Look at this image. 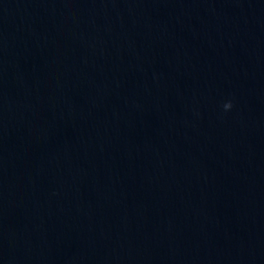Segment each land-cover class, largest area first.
<instances>
[{"label": "water", "instance_id": "water-1", "mask_svg": "<svg viewBox=\"0 0 264 264\" xmlns=\"http://www.w3.org/2000/svg\"><path fill=\"white\" fill-rule=\"evenodd\" d=\"M0 264H264V0H0Z\"/></svg>", "mask_w": 264, "mask_h": 264}, {"label": "clouds", "instance_id": "clouds-1", "mask_svg": "<svg viewBox=\"0 0 264 264\" xmlns=\"http://www.w3.org/2000/svg\"><path fill=\"white\" fill-rule=\"evenodd\" d=\"M223 107L225 110H229L232 108V103L231 102L225 103Z\"/></svg>", "mask_w": 264, "mask_h": 264}]
</instances>
